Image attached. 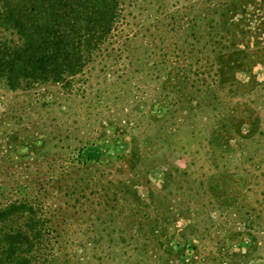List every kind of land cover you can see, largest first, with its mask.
Returning a JSON list of instances; mask_svg holds the SVG:
<instances>
[{"label": "rangeland", "instance_id": "rangeland-1", "mask_svg": "<svg viewBox=\"0 0 264 264\" xmlns=\"http://www.w3.org/2000/svg\"><path fill=\"white\" fill-rule=\"evenodd\" d=\"M208 2L121 0L122 17L113 36L70 87L0 89V208L23 197L38 199L53 228L62 231L54 241L59 262L77 264L82 243L93 236L87 245L90 261L124 264L121 251L116 255L108 249L116 242L94 235L110 227L119 242L115 248L125 244L117 230L128 222L112 221L111 213L99 204L100 187L94 186L108 178L130 181L144 201L154 193L158 204L170 202L175 223L162 242L171 252L185 245L181 233L193 224L186 238L194 248H185L181 264H264V0H254L244 14L234 16L235 21L245 18L250 24L240 33L239 47L255 56L237 75L245 87L235 90V96L220 88L222 104L204 105L197 111L194 124L201 132H196L194 141L190 132L167 139L173 145L183 139L175 152L158 151L154 157L142 142L146 136L154 138L152 144L166 138L159 128L161 121L155 120L164 113L158 105L163 98L162 78L171 65L183 67L187 62L180 49L191 34L193 15ZM197 23L200 31L206 28L203 21ZM204 71L212 70L202 69L211 83ZM247 105L260 119L253 138L233 139L234 154L210 146V131L218 116L231 106L244 114ZM248 126L244 124L241 132H248ZM132 138L139 140L146 158L137 169L143 172L140 176H133L128 168ZM79 151L93 166L83 171L89 187L72 200L64 190L75 184L70 174L80 164ZM173 167L188 173L184 191L173 182L164 188V171ZM54 186L63 191L57 194Z\"/></svg>", "mask_w": 264, "mask_h": 264}, {"label": "trees", "instance_id": "trees-1", "mask_svg": "<svg viewBox=\"0 0 264 264\" xmlns=\"http://www.w3.org/2000/svg\"><path fill=\"white\" fill-rule=\"evenodd\" d=\"M253 2L209 0L204 10L193 15L188 28L191 34L185 36L180 49L187 62L183 67L171 65L162 78L163 98L158 105L164 108V113L155 120L162 122L159 128L165 132L166 138L152 144L153 137H144L145 151L153 153L154 157L158 151L164 154L167 150L175 152L177 145L183 146V139H177L178 144L174 145L167 139L181 136V132H190L194 141L196 132H201L194 124L197 111L204 105L214 108L221 105L217 94L220 88L228 89L229 95L235 96V90L245 87L237 75L244 71L246 64L254 62L255 56L239 47L240 33L249 30L250 24L247 25L245 18L235 21L234 16L244 14ZM121 17V0H0V89L23 92L47 86L70 87L73 80L102 54ZM198 20L206 27L202 31L198 29ZM203 68L212 70V73L204 71L210 75L211 83L202 76ZM254 111L248 105L244 114H239L234 106L228 108L212 125L209 145L234 154V148H230L233 139H251L256 134L260 119L254 118ZM246 123L248 132L243 133L241 129ZM132 142L128 168L133 176H140L143 172H137V169L146 158L139 140L132 138ZM78 159L79 166L69 173L75 176V184L72 187L66 185L64 190L72 200L78 199L79 193L89 187L83 171H90L93 166L81 151ZM180 171L174 167L165 169L164 188L173 182L184 191L188 173ZM94 186L100 187L98 196L103 199L99 204H104V211L111 213L112 221L116 223L121 218L128 222L126 228L117 230L118 239L125 243L123 248H115L119 244L115 229L107 227L106 233L94 234L100 240L109 237L116 242L108 249L116 255L122 252L124 264H181L185 248H194L192 240L186 238V232L193 227L191 223L181 233L185 240L181 250L174 253L164 247L162 238L175 223L170 202L158 204L154 193H150L149 201L142 200L135 185L127 180L106 178ZM55 188L57 194L63 191L61 186ZM43 211V204L33 197H23L0 208V264L70 263L59 262L54 241L61 238L62 231L53 228L54 223ZM91 237L82 243L77 264H94L87 252ZM107 242L111 244L108 239ZM133 257L137 261L132 260Z\"/></svg>", "mask_w": 264, "mask_h": 264}]
</instances>
